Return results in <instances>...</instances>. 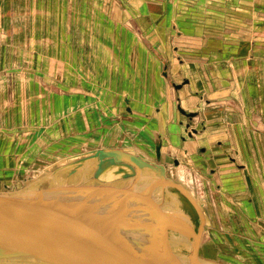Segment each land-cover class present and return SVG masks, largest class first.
I'll use <instances>...</instances> for the list:
<instances>
[{
	"label": "crops",
	"instance_id": "1",
	"mask_svg": "<svg viewBox=\"0 0 264 264\" xmlns=\"http://www.w3.org/2000/svg\"><path fill=\"white\" fill-rule=\"evenodd\" d=\"M12 1L15 2L9 0L7 8L4 5L0 8V14L8 16L5 25L0 22L2 25L0 31L4 33L8 42L4 43V46L8 45L7 49L9 45L11 49L12 43L18 42L16 41L18 31L16 32L15 28L19 22L15 24L12 21L13 13L23 12L29 21L24 23L27 30L25 38L21 40L27 45L32 44L36 49L44 47V51H29L27 57L57 62L55 67L58 66L59 71L54 72L49 64V69L45 72L61 77L62 81L65 76L77 79L81 74L90 77L109 76L108 82L111 81L113 85L111 89L142 94L141 98L146 108H158L155 112L158 119H153L151 113H147L150 116L146 122L147 131L146 127L141 128L139 133L141 137L138 136V141L133 143V146L137 149L136 155L142 157L143 153H148L145 148L152 145V139H160V134L162 140L170 141V144L163 142L161 155L162 152H167V148L170 149V155L176 158L173 167L177 170V175L182 176L181 180L173 177L176 179L174 181L194 194V198L199 199L204 209L205 228L198 256L210 261L212 251L214 254L212 257L218 261L220 251L226 247L231 251V255L226 254L231 262L225 264H245L243 263L245 259L250 260V264H264V50H258L259 38H256V41L234 43L230 48L232 53L229 51L228 57L225 51L219 53V59L214 55L217 61L213 68L204 60L210 56L207 47L208 56L202 55L201 52L199 57L202 59L200 80V76L196 75L195 65L189 60L187 62V59L178 53H174V56L162 55V48L157 47L161 51L157 58L149 57L146 52L145 39L153 45H160L163 42L167 43L166 40L170 38L168 32L163 35V28L159 26L163 23H159L161 19L153 14L158 10L163 12L165 9L163 7L161 9V6L166 5L167 0H155L152 4L146 0H132L136 4H131V0H109V7L105 0L101 7L98 6V0H85L88 8L85 12L82 10L83 0H17L16 4H20L19 1L25 4L22 6L23 10L18 8L17 11L12 9ZM168 2L170 10L171 1ZM130 25H134L138 31L141 29L143 38H140V32L137 34L138 37L135 33L131 35ZM145 32L149 34L145 35L146 37L143 35ZM1 44L0 33V60L19 58L16 51H5V47L2 51ZM204 44L210 45L207 40ZM196 54H192L191 57L198 58ZM161 60H169L168 77L174 84H180L184 79L187 81L179 89H174L177 90L175 107L179 110L180 106L187 112L196 114L191 120V125L172 110L168 100L162 102L163 90L158 80L161 78L160 72L163 67ZM113 77L119 79L113 82ZM123 77L129 78L125 81ZM41 89L46 92L42 85ZM30 91L39 90L34 88ZM200 99L204 102L201 103ZM124 100L129 101L127 97ZM41 108L44 112V108ZM158 121L162 125L161 129H153L151 126L156 125ZM198 122H201V131L198 130L200 134L191 136L188 129ZM184 129L188 136H185ZM179 139L182 140L181 143ZM141 145L145 148L140 149ZM120 149L128 151L125 148ZM73 154L75 158L68 165L86 160L92 155V150H74V153L68 155ZM156 161L155 154L151 163L162 165L161 160L160 164ZM8 163L14 164L12 156H8ZM85 164L81 166L84 167ZM126 164L124 160L115 161L110 166L115 167L110 171L112 176L107 179L95 178L96 180L91 177L96 166L91 167L87 180L95 181L90 183L91 186L84 185V189L107 183L113 185L116 180H131L132 177H124L130 170ZM68 165H60L59 168ZM42 168L45 169L46 166ZM116 168L125 172L122 175H115ZM74 178L68 175L63 181L70 182ZM190 183L195 186L194 192L188 187ZM125 192L126 190L107 193V198L125 199L130 196ZM169 194L170 199L163 198V202L167 201L166 207L164 209L162 205L158 207L161 213L165 209L176 212L182 207L179 198L174 193ZM206 235L214 244L217 243L218 251L211 250L212 243V246H208L210 251L206 250L203 257L202 241ZM175 237L172 235V238Z\"/></svg>",
	"mask_w": 264,
	"mask_h": 264
},
{
	"label": "rangeland",
	"instance_id": "2",
	"mask_svg": "<svg viewBox=\"0 0 264 264\" xmlns=\"http://www.w3.org/2000/svg\"><path fill=\"white\" fill-rule=\"evenodd\" d=\"M23 1H19L20 4H16L17 0L15 2L12 1V9L17 11L16 9L21 8L23 10L22 6L25 5ZM84 1L82 4L83 12L88 10ZM98 1V6L101 7V3L104 0ZM154 1L146 0L150 4L154 3ZM170 1V10L167 0L166 5L161 6V9L162 7L165 9L163 12L158 10L153 13L155 17L161 19L159 23H163V25H159L163 28V35L168 32L170 38L166 40L167 43L163 42L160 45H153L145 39L144 45L149 57L158 58V53L161 51L157 47L162 48V55L174 56V53H178L186 58L187 62L189 60L190 63L195 65L196 75L200 76L201 80L202 59H199V57H201V52L202 55L208 56L209 53H206L207 47H209L210 56L204 60L212 68L217 61L219 53L221 54L225 51L228 57L230 48L234 46V43L256 41V38H259V41H257L258 50H264L262 49L264 48V0ZM8 2L9 0H0V8L4 6L7 8ZM109 3V0H105V4H108L107 7L110 6ZM131 4L136 3H133L131 0ZM7 21V14L1 13L0 22H3V25H5ZM12 21L15 24L19 23L15 28L16 32L18 31L16 36V41L18 40V42L17 44L12 43L11 49L10 45L8 49V45L4 46V43L8 42L5 39L4 33L0 31L2 40L1 50L4 51L5 47V51H16L19 54V58L16 60H12V58L6 60L2 58L0 60V165L2 164V167H0V195L19 193V197L21 198L26 196L24 200H27L30 196H37L39 199H33V201L40 205H46L53 211L58 212L62 216L60 217L63 218V223L71 222L77 226H93L96 229L108 232L107 235L110 240L116 241L120 245H123L121 244L122 241L132 243L138 247L159 245L161 237L149 227V225H156L160 221H163V213L158 211L157 208L146 211L133 209L121 210L120 212L116 210L112 211L113 208L119 205L117 203L119 201L143 202L144 200L140 199L141 197L129 194L130 196L125 199H110L107 198V193H98L92 197L84 195L89 192V190L84 189V185H89L96 179H107V177L112 176L110 171L115 167H110L112 165L111 162L107 160L103 161L104 157L93 160L95 164L93 163L92 168L96 167L91 177L92 179H96L92 180V182L87 180L89 178L87 174L91 168L89 163L85 164L84 167L81 166L79 170V166L73 168L76 163L68 165L75 158L74 154L72 156L68 154L74 153V150H92V155H94V149L96 148H125L129 152L137 154V149L133 146V143L138 141L137 138L140 136L141 128H145L146 122L149 121L150 116L147 114L148 112L151 113L153 119H158L155 116L158 108H146L145 102L141 98L142 94L127 91L119 92L111 89L113 85L111 81L108 82L109 76L90 77L89 75L85 76L81 74L77 76V79L65 76L63 81L66 80L63 82L60 79L61 77L58 78L55 74H48L45 71L49 69V64L54 69V72L59 71L57 69L58 66L55 67L57 62L55 60L47 61L45 59L36 60L28 58L27 53L29 51H44V47L36 49L32 44L27 45L24 43V40H21L25 38L27 30L24 23L29 20L25 18L23 12H18L17 14L13 13ZM130 28L131 35L135 33L138 37L137 34L140 32L139 36L143 38L141 29L138 31L134 25H130ZM148 32L143 33V35H147ZM204 40H207L210 45L207 44L208 46H205ZM20 41L23 42L21 43ZM230 52L232 53V51ZM191 53H197L198 58L191 57ZM45 62H47L46 66ZM130 62L132 63V60ZM162 62L161 78H158L160 80L159 85H161L163 90L161 92L162 102L168 100V104L172 105V110L179 113L178 115L182 116V120L191 125L190 123L193 119H190L184 113L182 114L175 107L177 90H174L172 86L173 82L168 79L167 63L169 60H161V65ZM50 72L53 73L52 71ZM128 78L123 77L122 79L127 81ZM117 79L119 77H113V82ZM41 85L46 92L42 91ZM34 88L39 91H30L34 90ZM167 96L168 98H165ZM44 97L47 98L43 99ZM126 97L129 100L127 102L124 100ZM143 98L146 99L147 97ZM200 100L201 103L204 102L202 99ZM41 107L44 108V112ZM128 108L130 111H128ZM37 110L40 111V114H38ZM183 110L186 111L185 109ZM199 114L201 118V112ZM161 126L158 121L156 125L151 127L153 129H161ZM145 130L147 131V127ZM198 130L201 131V122H198L194 127L190 126L188 132L192 136L197 134ZM150 134L152 133L150 132ZM184 134L185 136L189 135L185 129ZM159 138L152 139L151 147L147 146L145 148L143 145L140 146V149L145 148L148 152H142V157L149 162H153L156 154V163L160 164L161 160V164L165 167V177L173 181L175 179L173 177L181 180L182 176H178L177 170L173 167L175 164L174 159L176 158L170 155V149L168 150L167 148V152H162L161 155L163 142L170 144V141L162 140L161 134ZM179 141L181 143L182 140L179 139ZM156 147L159 148V156L157 155ZM164 147L166 149V146ZM8 156L14 158V164L8 163ZM65 164L68 166L59 168L60 165ZM45 166V169L42 168ZM3 167L6 168L4 169ZM65 169L69 171L62 173ZM81 170H83V173L80 172ZM115 171V175H122L125 172L117 170V168ZM129 173L137 184L143 185L154 182L151 176L139 170L130 168ZM68 175L71 178H77L65 183L63 178ZM119 181L121 180H118V183ZM188 187L194 192V185L190 183ZM127 191H131L138 196L150 195L151 199L156 202L161 197L170 199L171 196L168 189L167 191L163 190V192L160 189L149 191L137 188ZM6 195L5 197L13 199ZM179 195L181 196L179 198L180 201L187 207L191 220L194 224H197L196 213L184 196L178 192ZM95 199L98 200L95 201ZM20 201H23V199ZM125 217L129 219H124ZM44 218L46 220H42L47 221L46 223L48 224H57L48 215H45ZM36 222L40 224L38 220ZM73 228L76 227L73 226ZM62 232L65 235H69L66 228H63ZM202 244L203 257H205L206 250L207 252L208 250L210 251L208 246H212L211 250L218 251L217 243L214 244L213 240H209L207 235L203 238ZM123 246L127 248L125 245ZM165 249H168V247H165L162 252H165ZM182 250L183 248L178 249V251ZM220 252L218 261H216L212 257L214 254L210 251V261L215 264L230 263L231 259L226 254L231 255V251L225 247ZM134 254L142 256L140 251ZM16 261L15 264H28L29 262L27 257L19 258ZM243 263L250 264V260L245 259Z\"/></svg>",
	"mask_w": 264,
	"mask_h": 264
},
{
	"label": "water",
	"instance_id": "3",
	"mask_svg": "<svg viewBox=\"0 0 264 264\" xmlns=\"http://www.w3.org/2000/svg\"><path fill=\"white\" fill-rule=\"evenodd\" d=\"M186 82L187 81L185 80L184 83ZM172 86L174 89H179L181 84L173 83ZM178 108L182 113L190 117V119L196 115L194 112L184 111L180 106ZM128 111H130L129 108ZM93 156L104 157V159H102L103 161L107 160L111 163L124 160L127 162L126 165L133 170L140 171L145 168L147 170L144 171L147 172L153 170L154 173L157 174V179H155L152 184L158 185L162 183L163 185L171 186L184 196L197 215V224H194L193 221L190 223L189 221L186 222L182 219H175L176 224H172L176 230L181 231L184 234L186 239V244L181 247L183 248L180 252L182 255H176L170 251L153 252L152 254L150 253L152 251H147L149 252L148 254L152 256L149 255L143 257L129 253L123 246L125 245L127 248H131L133 251L134 245L132 243L130 244L122 241L121 244L123 245H120L116 241L108 240L95 233L86 235L87 237L81 235V240L78 241L71 235H65L62 231H56L54 226H51L50 224L45 226L37 224V219L46 220L44 217L45 215H48L53 222L68 227L67 229L78 233V231L74 230L70 225L63 223V218H61L62 216L59 215L58 212L53 211L46 205H40L34 202L33 199H39L37 196H30L27 200H24L26 196L21 198L19 197V193L12 195L10 193L8 196L13 199L5 197L6 194L4 196L0 195V256L18 252L17 250L24 247L48 243L53 246L58 245L57 247L63 251L73 252L74 256L79 258L84 264H215L198 256L201 236L205 228V217L203 216L201 206L195 200L194 196H192L180 183L165 178V171L162 165H155L139 155L126 150H121L120 148H96ZM124 177L128 178L131 177V175L125 173ZM112 184L113 185L107 183L97 187H91L90 189L87 188L89 192L84 195L92 197L96 196L98 193H116L137 185L134 178L131 180L122 179L121 182L118 183L117 181ZM125 193L141 197L140 199L144 200V203L151 207L159 205V203L151 199L150 195L138 196L132 192H127V190ZM18 199H23V201ZM96 200L98 199H95V201ZM117 203L119 204L117 208H125V206H127V202ZM135 206H137V204ZM132 207L133 206H131V208ZM164 240L166 239H163L162 241L164 242ZM65 260L66 262L69 261V264H75L68 256H66Z\"/></svg>",
	"mask_w": 264,
	"mask_h": 264
},
{
	"label": "bare ground",
	"instance_id": "4",
	"mask_svg": "<svg viewBox=\"0 0 264 264\" xmlns=\"http://www.w3.org/2000/svg\"><path fill=\"white\" fill-rule=\"evenodd\" d=\"M185 79L180 83L181 85L184 84ZM195 131V129H193ZM158 151V156H159V148L157 149ZM99 157H95L93 155H91L90 157H88L86 160L80 161L78 163L75 164V166L73 168H75L76 166H81L82 164H85L87 161H90V165L92 167L94 161L93 160H97ZM87 164V163H86ZM95 164V163H94ZM144 170H147L146 168ZM144 170H140L141 172H144L145 174H147L148 176H151V178L153 179V181H155V179H157V174L154 173V171L152 170L151 172H147ZM151 170V169H149ZM63 171H69L68 169H65ZM166 178V177H165ZM169 180H171L170 178H167ZM173 181V180H171ZM175 182V181H173ZM152 186V187H151ZM143 189V190H153V189H160L162 192L163 190L167 189L170 191V193H174V195H176L178 198H181V196H178V192L173 191L176 190L171 186H167V185H163L161 184H152V183H148V184H137L136 186L127 188L126 190L129 189ZM90 189V188H89ZM189 191V190H188ZM192 196H194L191 192H189ZM8 195V194H7ZM198 204L201 206V203H199L198 199H195ZM180 201V199H179ZM167 201L163 202V198L157 202L159 203L158 206L156 207H151L148 204H145L144 201H133V202H127V206H125V208H113V210L116 211H121V210H128V209H133V210H140V211H146V210H154V209H158L159 206L162 205L163 209L164 207H166L165 203ZM181 204H183V202H180ZM137 204V206H135ZM118 206V205H117ZM131 206H133L131 208ZM192 208V207H191ZM161 209V211L163 210ZM201 209L203 211V216L205 217L204 214V210L203 207L201 206ZM164 215L162 217L163 221H160L159 224H152L149 225V227L151 229H153V232L157 233L160 237H161V243L159 245H155V246H142V247H138V246H133L134 249L132 251L131 248H126V250H128L129 253L134 254L137 251H140L142 256H149L150 254H148L149 252L147 251H152L150 252L151 254L153 252H162V250L165 247H168V249H165L166 251H170L176 255L181 254V251H178L179 248L183 247L186 244V239L184 237V234L181 231L176 230L172 224H176L175 223V219H182L186 222H190L192 223L191 220V216L187 211V207L184 206V204L182 205V207H180L179 210H177L176 212H171V211H167L166 209L164 210ZM107 215V214H105ZM161 217V216H160ZM38 220V219H37ZM36 220V221H37ZM38 222L40 224H42L43 226L48 225V223H46L47 221L44 220H38ZM65 224L70 225V227L73 228V226H75L76 228H73L74 230L78 231V233H75L71 230L68 229L69 235L73 236L74 238H76L78 241H80L81 239V235L87 237L86 235H91L93 233L95 234H99L101 237H105L106 239L110 240L109 236L107 235L108 232L96 229L95 227H91L89 225L85 226V225H73V223L71 222H67ZM51 226H54V228L56 229V231L61 232L63 230V228H68L65 226H61L59 224H50ZM155 226V227H154ZM78 234V235H77ZM175 235V238H172L171 236ZM202 238V236H201ZM163 239L164 242L162 241ZM201 243V242H200ZM53 246L51 244L48 243H42L39 245H32V246H28V247H24L22 249L17 250L18 252H14V253H9V254H5L0 256V264H15V262H17L16 260L19 258H24L27 257L28 258V264H69L70 262H66V256H68L70 258V260L75 263V264H84L82 263L79 258H76V256H74L73 252L70 251H63L62 249H60L59 247ZM139 250H137V249ZM199 252V250H198ZM33 256V257H32ZM152 256V255H150Z\"/></svg>",
	"mask_w": 264,
	"mask_h": 264
},
{
	"label": "flooded vegetation",
	"instance_id": "5",
	"mask_svg": "<svg viewBox=\"0 0 264 264\" xmlns=\"http://www.w3.org/2000/svg\"><path fill=\"white\" fill-rule=\"evenodd\" d=\"M158 148H156V150H157Z\"/></svg>",
	"mask_w": 264,
	"mask_h": 264
}]
</instances>
